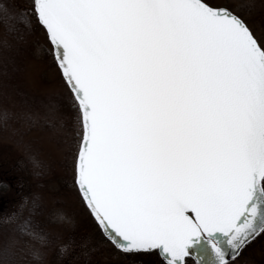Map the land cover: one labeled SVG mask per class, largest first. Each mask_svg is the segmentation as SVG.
I'll return each instance as SVG.
<instances>
[{
  "label": "snow or ice",
  "instance_id": "1",
  "mask_svg": "<svg viewBox=\"0 0 264 264\" xmlns=\"http://www.w3.org/2000/svg\"><path fill=\"white\" fill-rule=\"evenodd\" d=\"M0 14L47 33L76 112V186L118 249L231 264L264 231V34L229 0H31Z\"/></svg>",
  "mask_w": 264,
  "mask_h": 264
},
{
  "label": "rangeland",
  "instance_id": "2",
  "mask_svg": "<svg viewBox=\"0 0 264 264\" xmlns=\"http://www.w3.org/2000/svg\"><path fill=\"white\" fill-rule=\"evenodd\" d=\"M229 2L258 35L264 34V0ZM10 3L19 14L31 0ZM1 18L0 106L13 118L10 128L0 130V183L7 185L0 188V239L11 237L4 228L25 214L29 196L38 192L41 219L55 236L46 264H161L155 252L118 250L97 225L76 186V113L47 33L35 22L23 32ZM35 168L39 178L32 175ZM231 264H264V231Z\"/></svg>",
  "mask_w": 264,
  "mask_h": 264
},
{
  "label": "trees",
  "instance_id": "3",
  "mask_svg": "<svg viewBox=\"0 0 264 264\" xmlns=\"http://www.w3.org/2000/svg\"><path fill=\"white\" fill-rule=\"evenodd\" d=\"M0 3L7 5L9 9L11 7L10 0H0ZM0 17H2L1 19L3 20L6 19L10 28L15 29L18 27L23 32L26 30V25L23 22L17 19L9 20V18L3 14H0ZM11 118L13 117L0 106L1 131L4 132L6 129L10 128L12 123V121H10ZM36 165L37 161L32 164L33 167H36ZM35 169L36 171L32 175L39 178L40 176L38 177V175L40 171L37 168ZM6 187L7 185L5 182L0 183V188L5 189ZM40 199L41 196L38 192L32 193L27 200L28 209L25 214L14 224L10 225L11 227L4 228V231L9 233L11 237L9 239H0V264H46L45 258L48 250L55 244V236L46 230L45 223L41 219L43 206ZM22 220H27L32 228L41 234L43 239H35L31 235L22 232L19 227ZM34 252L36 253L35 255Z\"/></svg>",
  "mask_w": 264,
  "mask_h": 264
},
{
  "label": "water",
  "instance_id": "4",
  "mask_svg": "<svg viewBox=\"0 0 264 264\" xmlns=\"http://www.w3.org/2000/svg\"><path fill=\"white\" fill-rule=\"evenodd\" d=\"M92 216H93V215H92ZM103 234H104V233H103ZM255 236H256V235H255ZM252 239H253V238H252ZM252 239H251V240H252ZM248 242H249V241H248ZM242 248H243V247H242ZM242 248H241V249H242ZM241 249L239 250L238 254L240 253ZM238 254H237V255H238ZM237 255H235V256H237ZM235 256H234V257H235Z\"/></svg>",
  "mask_w": 264,
  "mask_h": 264
}]
</instances>
